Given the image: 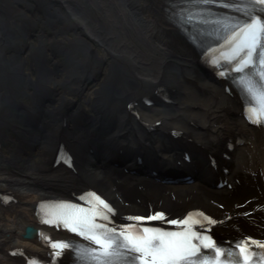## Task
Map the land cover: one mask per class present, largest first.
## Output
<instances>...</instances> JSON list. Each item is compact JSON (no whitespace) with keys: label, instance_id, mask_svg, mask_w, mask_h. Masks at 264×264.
Masks as SVG:
<instances>
[{"label":"bare ground","instance_id":"6f19581e","mask_svg":"<svg viewBox=\"0 0 264 264\" xmlns=\"http://www.w3.org/2000/svg\"><path fill=\"white\" fill-rule=\"evenodd\" d=\"M20 1L0 17V29L8 21L18 35L10 44L26 55L20 70L27 80L19 77V92L10 97L0 88V193L13 199L0 203V264H22L10 250L43 251L21 236L24 225L37 227L34 201L68 195L87 182L104 191L117 213L143 212L144 199L176 209L199 205L221 221L210 229L217 236L264 235V136L245 123L235 96L165 21L161 0H53L42 11ZM10 58L0 51V64H13ZM29 86L57 91L42 100L44 114L50 112L43 130ZM11 96L24 98V106L10 103ZM26 122L39 132L27 131ZM233 139L239 143L226 174L215 173L208 156L220 155ZM60 144L73 154L77 176L52 166ZM186 154L191 165L175 166ZM169 169L190 170L195 181L154 180L152 171ZM216 177L230 188H216Z\"/></svg>","mask_w":264,"mask_h":264},{"label":"snow or ice","instance_id":"6c2138e0","mask_svg":"<svg viewBox=\"0 0 264 264\" xmlns=\"http://www.w3.org/2000/svg\"><path fill=\"white\" fill-rule=\"evenodd\" d=\"M181 2L191 5L216 3L217 0ZM223 3L225 7L246 16L247 20L242 25H234L230 20L208 21L203 19L204 10L193 12L188 7L180 9L179 20L181 24H191L194 29L196 24L208 22L221 25L226 31L233 29L222 46L226 50L212 62L219 65L222 58L231 65L229 71L242 74L236 79L249 102L248 119L259 124L264 122V7L258 6H264V0H223ZM240 4L245 6L242 8ZM220 74L225 75L223 71ZM88 196V202L93 204L91 208L84 209L71 204L55 205L52 206L55 210L50 213L52 218H45L43 223L62 224L96 247H77L71 242H55L51 243L55 257L69 249L75 253L77 264H264V243L243 240L225 249L206 234L208 230L194 231V224L215 223L201 213L190 214L181 221H168L178 227L182 225L180 231L139 228L137 224L117 229L108 226L113 208L95 194L89 193ZM97 218L108 223H97ZM129 219L140 222L163 220L164 216L156 213L146 218ZM254 248L262 251L256 252Z\"/></svg>","mask_w":264,"mask_h":264},{"label":"water","instance_id":"95a60500","mask_svg":"<svg viewBox=\"0 0 264 264\" xmlns=\"http://www.w3.org/2000/svg\"><path fill=\"white\" fill-rule=\"evenodd\" d=\"M1 1H3V0H1ZM8 1H9V3L7 4L8 6H6L5 8H3V5H4L3 2L0 3V9L3 10V13H4V16H0L2 18L6 17V13L4 12V10H6V8H9V9L10 8H15L16 4H18V2H19L18 0H8ZM38 1L39 2H37L36 4H37V6L39 4L40 8H38V9L40 11H42V8L43 9H48L49 8V6L45 3V0H38ZM53 3H55V2H53ZM56 18H57V20H55V22L60 23L62 18H63V16L59 15ZM0 26H1V22H0ZM2 26H3V28L0 29V51L2 53L7 52L8 55H10V57H11L9 60L12 61L13 64H11V63L6 64V65L0 64V72H3V75L5 77L4 78L3 75H1L2 77H0V88L2 90L5 89V92H6L5 94L8 97H10V95H14V94H17L19 92V91H17L19 89V84H18L17 80L21 76L24 77V75H23V73H22V71L20 69H21V66H22V62L25 61L24 57L26 55L21 56L23 53L21 51L17 52L16 45L12 46L10 44L11 41H15L16 40L15 38H18V35L16 34V32H14V33L12 32L11 33L9 31V29L11 28L9 26V22L8 21H4L2 23ZM6 29L8 30V32L6 31ZM2 41H4V42H2ZM10 46H12V49L8 50L9 49L8 47H10ZM28 55L31 57V53H29ZM17 57H20L21 59L18 60ZM40 58L42 60H40L39 62L42 65L43 63H45V55L41 56ZM16 64L19 65L17 68L15 67ZM24 79H25V77H24ZM24 83H27L26 79H25ZM6 85H8V86H6ZM31 88L33 89L32 90L33 91V98L38 100V102L35 104V106L38 107L39 105H42V100H47V99L50 100V92H49L50 91V87L45 86V87H42L41 88L42 90H41L39 87H31V86H29V90ZM11 101L12 102H17L20 105L24 106V104H25L24 101H26V100L24 98H22V97L16 98L14 96H11V98L9 99V102L12 103ZM25 111L27 113H30V115H33L32 111H27V110H25ZM38 112H39V115H38L39 116V123L42 126L41 130H43L47 123L43 122L45 117H43V119H42V118H40V116H41V114H43L44 116H49L50 113H48V114L45 113L44 114V111H41V110L38 111ZM31 117H29V118H31ZM33 118H36V117H33ZM39 123H37L38 126H39ZM27 124L29 125L30 123H27ZM38 126H37V129H38ZM31 128L35 131L33 125H31ZM36 132H39V130L35 131V133ZM21 229H22L21 236L23 238L28 239V238H32L33 237L34 230H33L32 227H30L29 225H25Z\"/></svg>","mask_w":264,"mask_h":264},{"label":"rangeland","instance_id":"374dc122","mask_svg":"<svg viewBox=\"0 0 264 264\" xmlns=\"http://www.w3.org/2000/svg\"><path fill=\"white\" fill-rule=\"evenodd\" d=\"M29 1V3H31L32 5H33V3H32V1H37V0H28ZM48 6H51L50 4H51V1H50V4L48 3V2H45ZM35 7H37V8H40V6H39V4H38V6H37V4H36V6ZM56 91V90H55ZM55 91L53 92H50V97L53 95V94H55ZM56 95H57V91H56ZM53 99V98H52ZM37 109V111H35V112H37V114L39 115V112L38 111H40V108L39 107H37L36 108ZM36 117V115H34V113H33V115H32V117ZM40 118H42L43 119V114H41V116H40ZM28 143H30V142H28ZM62 195H64V194H62ZM249 232V231H248ZM251 234H254V233H252V232H250ZM255 235V234H254ZM257 236V235H256Z\"/></svg>","mask_w":264,"mask_h":264}]
</instances>
